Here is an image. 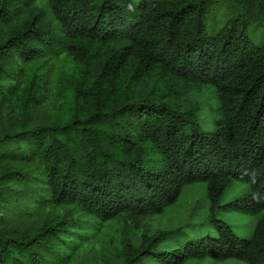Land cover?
Masks as SVG:
<instances>
[{"label": "trees", "instance_id": "trees-1", "mask_svg": "<svg viewBox=\"0 0 264 264\" xmlns=\"http://www.w3.org/2000/svg\"><path fill=\"white\" fill-rule=\"evenodd\" d=\"M259 28L264 0H0V264H264ZM193 183L216 234L150 230ZM219 209L254 216L251 235Z\"/></svg>", "mask_w": 264, "mask_h": 264}, {"label": "rangeland", "instance_id": "rangeland-1", "mask_svg": "<svg viewBox=\"0 0 264 264\" xmlns=\"http://www.w3.org/2000/svg\"><path fill=\"white\" fill-rule=\"evenodd\" d=\"M229 15L230 10L226 7V4L222 2L218 6H215L212 12L208 14L206 21L209 22L210 26H213L214 29H217L225 22ZM263 31L262 28L252 31L256 40L260 39ZM195 98L202 101V111L200 112L198 120L199 129L201 131H213L216 127L213 121L217 118V102L215 97H211L207 89H205L199 96H195ZM243 185L246 189L247 186L245 184ZM204 187L203 183H193L184 187L175 205L166 209L164 213L153 216L146 221L149 229L155 231L157 229L185 225L184 230L187 235H185L184 238L199 237L206 234L215 235L216 230L209 223V219L206 218L208 217V205L204 197ZM242 190L244 189L239 183L233 184L221 197L220 204L229 202ZM215 217L226 222L232 232L240 238L249 237L254 228L255 217L247 213L232 209H219L216 211ZM114 224L115 227L117 225L120 226L118 222ZM201 264L245 263L236 259H205L201 261Z\"/></svg>", "mask_w": 264, "mask_h": 264}]
</instances>
